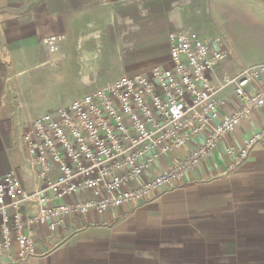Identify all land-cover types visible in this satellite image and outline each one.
<instances>
[{"label": "crops", "instance_id": "0c3cea01", "mask_svg": "<svg viewBox=\"0 0 264 264\" xmlns=\"http://www.w3.org/2000/svg\"><path fill=\"white\" fill-rule=\"evenodd\" d=\"M179 30L227 53L209 72L214 84L264 64V0H0V176L14 171L26 190L40 188L24 141L31 121L123 76L171 65L168 35ZM255 86L264 89V78ZM217 98L223 114L244 103L234 86ZM263 128L261 107L174 186L146 202L72 214L54 232L38 225V254L5 253L0 264H264V140L241 159Z\"/></svg>", "mask_w": 264, "mask_h": 264}, {"label": "built area", "instance_id": "2783aa9c", "mask_svg": "<svg viewBox=\"0 0 264 264\" xmlns=\"http://www.w3.org/2000/svg\"><path fill=\"white\" fill-rule=\"evenodd\" d=\"M168 39L171 65L123 76L31 121L24 141L42 186L28 191L14 171L0 176V256H36L38 225L54 232L72 214L149 201L264 107V89L255 86L264 78V64L214 84L209 72L226 52L212 49L197 32L173 31ZM56 40L47 41L55 48ZM229 86L244 103L223 114L217 94ZM200 135L203 142L179 162L150 175L158 162ZM263 140L264 128L246 140L241 159ZM26 204L35 210L26 212Z\"/></svg>", "mask_w": 264, "mask_h": 264}]
</instances>
